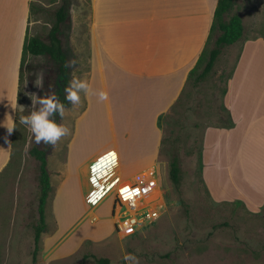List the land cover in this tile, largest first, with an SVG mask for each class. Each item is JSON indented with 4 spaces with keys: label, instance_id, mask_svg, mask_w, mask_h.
Instances as JSON below:
<instances>
[{
    "label": "crops",
    "instance_id": "0c3cea01",
    "mask_svg": "<svg viewBox=\"0 0 264 264\" xmlns=\"http://www.w3.org/2000/svg\"><path fill=\"white\" fill-rule=\"evenodd\" d=\"M92 2L87 81L93 91H106L109 99L85 98L68 143L66 166L71 158L93 165L89 182L91 175L99 179L115 167L125 181L157 174L161 119L180 100L207 49L219 0ZM32 5V0H0V174L13 157ZM231 45L238 55L224 94L228 122L205 131L202 178L215 202H235L258 212L264 207V39L243 37ZM13 122L16 129L9 133ZM93 193L68 232L62 234L67 228H61L63 222L55 215L57 228L49 238L53 256L77 253L81 242L68 243L74 229L86 220L101 221L103 204ZM113 209L114 200L109 217L116 229Z\"/></svg>",
    "mask_w": 264,
    "mask_h": 264
},
{
    "label": "rangeland",
    "instance_id": "374dc122",
    "mask_svg": "<svg viewBox=\"0 0 264 264\" xmlns=\"http://www.w3.org/2000/svg\"><path fill=\"white\" fill-rule=\"evenodd\" d=\"M92 1L32 0L29 34L45 40H49L56 11L61 5L68 9L61 37L71 65V79L73 74L85 80L88 77ZM235 14L243 19L245 39H264V0H236L226 19ZM218 35L215 31L209 37L208 53ZM237 55V47L233 50L232 45L225 46L210 74L200 80L197 76L205 66L206 57L197 66L180 100L162 117L163 140L156 175L166 195L167 209L156 223L124 233L116 232L109 217L113 197L102 201L106 194L100 197L90 188L93 165L71 158L69 168L66 166L68 143L85 105L83 93L81 104L71 105L65 100L66 87L55 61L50 56L26 55L20 103L25 111L19 110L18 117L33 110V94L37 97L55 94L66 111L63 120L58 113L52 118L64 124L69 133L54 147L37 145L17 118L13 157L0 174V264H97L101 257L109 258V264H125L126 253L135 254L139 264H264V207L256 212L235 202L217 203L202 178L205 131L208 126L228 122L224 94ZM34 146L50 147L49 168L53 176L46 207L47 220H52L41 234L36 254L41 185L40 161L31 153ZM175 157L181 166L179 185L170 175V163ZM62 181L64 189L56 197ZM93 192L103 204L101 221L93 224L86 220L74 229L68 243L70 246L81 242L77 253L63 258L53 256L49 238L57 228L56 217L63 222V229L76 223L91 203Z\"/></svg>",
    "mask_w": 264,
    "mask_h": 264
},
{
    "label": "trees",
    "instance_id": "16d2710c",
    "mask_svg": "<svg viewBox=\"0 0 264 264\" xmlns=\"http://www.w3.org/2000/svg\"><path fill=\"white\" fill-rule=\"evenodd\" d=\"M236 0H219L217 8L214 14L213 25L211 28V34L215 31L219 32L215 40V46L207 52V49L203 52L198 60L196 67L191 72V77L197 72V66L200 62L206 59L205 66L202 72L197 76L200 80L205 79L212 71L215 62L221 54L223 48L227 45H231L243 38L245 33V26L243 19L239 14L233 15L231 18L226 19V14L232 9ZM34 7V5H32ZM68 9L65 5H62L56 11V20L54 26L50 32L49 41H45L40 36L30 35L26 36L24 44V59L26 55H48L56 63L60 77L64 81L65 87L71 81V69L69 64V57L64 48L62 40V26L67 20ZM210 34V36H211ZM209 36V37H210ZM208 53V55H206ZM50 147H38L34 146L31 149V153L40 161V200H39V215L40 223L37 227L36 240H35V254L39 250V242L41 234L47 228L46 220V207L48 199L50 197V191L52 189V173L49 168V151ZM170 175L173 182L176 185L180 184L181 178V166L178 157L173 158L170 163ZM110 260L106 257L97 259V264H109Z\"/></svg>",
    "mask_w": 264,
    "mask_h": 264
},
{
    "label": "built area",
    "instance_id": "2783aa9c",
    "mask_svg": "<svg viewBox=\"0 0 264 264\" xmlns=\"http://www.w3.org/2000/svg\"><path fill=\"white\" fill-rule=\"evenodd\" d=\"M101 187L107 192L102 201L113 197V217L118 233L136 232L152 225L167 209L166 195L155 171L143 174L133 181H125L115 167L100 177L93 189L97 191ZM125 188L129 191L123 192L122 189Z\"/></svg>",
    "mask_w": 264,
    "mask_h": 264
},
{
    "label": "clouds",
    "instance_id": "9594fccd",
    "mask_svg": "<svg viewBox=\"0 0 264 264\" xmlns=\"http://www.w3.org/2000/svg\"><path fill=\"white\" fill-rule=\"evenodd\" d=\"M74 63L73 61L72 64ZM81 93H83L85 98L89 95H96L101 102L109 99L106 91H93L87 80L81 79L73 74V78L64 89L65 100L73 106L79 105L82 102ZM32 100L33 110L28 115H20L18 117V123L24 125L30 131L37 145L44 143L54 147L62 137L69 133V129L64 124L57 123L52 118L58 113L61 120H63L66 111L65 105L60 102L55 94L44 97H37L33 94ZM19 110L21 112L25 111L22 106ZM14 129H16L15 122L7 127L9 133ZM123 260L125 264H139V258L133 253H126Z\"/></svg>",
    "mask_w": 264,
    "mask_h": 264
},
{
    "label": "bare ground",
    "instance_id": "6f19581e",
    "mask_svg": "<svg viewBox=\"0 0 264 264\" xmlns=\"http://www.w3.org/2000/svg\"><path fill=\"white\" fill-rule=\"evenodd\" d=\"M95 174H93V175H91L90 176V184L92 183V185L94 186V185H96V183L98 184V179L94 176ZM93 186H92V188H93ZM95 191V190H94ZM97 194H99V196L101 197V196H103L104 194H106L107 192H106V189L104 188H98V190L97 191H95ZM99 197V198H100Z\"/></svg>",
    "mask_w": 264,
    "mask_h": 264
},
{
    "label": "snow or ice",
    "instance_id": "6c2138e0",
    "mask_svg": "<svg viewBox=\"0 0 264 264\" xmlns=\"http://www.w3.org/2000/svg\"><path fill=\"white\" fill-rule=\"evenodd\" d=\"M109 155H110L111 157H114V156H115L114 153H110ZM122 191H123V192H128L129 189L125 188V189H122ZM136 191H138V190H136ZM94 202H95V201H93V203H94Z\"/></svg>",
    "mask_w": 264,
    "mask_h": 264
}]
</instances>
